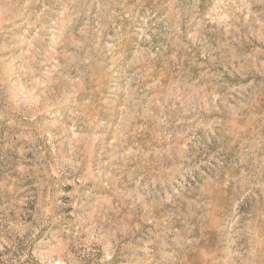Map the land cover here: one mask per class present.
Masks as SVG:
<instances>
[{
	"label": "rangeland",
	"instance_id": "rangeland-1",
	"mask_svg": "<svg viewBox=\"0 0 264 264\" xmlns=\"http://www.w3.org/2000/svg\"><path fill=\"white\" fill-rule=\"evenodd\" d=\"M0 264H264V0H0Z\"/></svg>",
	"mask_w": 264,
	"mask_h": 264
}]
</instances>
